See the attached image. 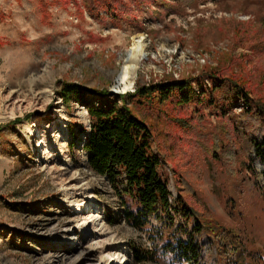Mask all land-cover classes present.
<instances>
[{
    "label": "rangeland",
    "instance_id": "374dc122",
    "mask_svg": "<svg viewBox=\"0 0 264 264\" xmlns=\"http://www.w3.org/2000/svg\"><path fill=\"white\" fill-rule=\"evenodd\" d=\"M175 5L165 10L151 4L152 13L144 11L129 24L116 23L103 9L91 13L83 0H0V264H189L161 248L170 240L164 221L152 217L143 229L126 222L108 180L88 164L87 107L62 96L65 83L79 84L87 101L99 106L104 99L93 89L115 96L191 78L199 91L216 84L210 71L254 82L264 76V61L238 44L241 35L264 28V0ZM139 34L146 56L134 70L133 87L122 91L119 77ZM242 108L238 103L235 110ZM153 123V151L172 203L179 178L190 185L205 226L215 230L210 237L221 234L215 244L237 246L232 263L264 264V200L242 167L244 157L226 164L225 157L194 148L189 137L164 142L165 121ZM217 123L210 115L209 136L218 132ZM172 213L173 229H191L181 212ZM175 234L185 239L182 231ZM134 251L149 252V258L136 262ZM117 254L123 263L113 262ZM226 259L209 255L204 261Z\"/></svg>",
    "mask_w": 264,
    "mask_h": 264
},
{
    "label": "trees",
    "instance_id": "16d2710c",
    "mask_svg": "<svg viewBox=\"0 0 264 264\" xmlns=\"http://www.w3.org/2000/svg\"><path fill=\"white\" fill-rule=\"evenodd\" d=\"M193 2L197 0H83L91 13L103 9L116 23L129 24L136 23L144 11L152 13L151 4L173 10L175 4ZM239 40L238 44L249 47L250 58L264 61V28L243 34ZM207 75L216 84L199 91L191 78L139 85L134 92L115 96L109 90L93 89L104 99L99 106L87 101L79 84L65 83L62 96L66 102L75 97L87 107L90 132L84 150L88 164L108 180L125 208L127 223L143 229L152 217L164 221L170 240L161 248L177 262L207 264L206 256L221 255L227 257L226 264H238L229 258L233 251L237 252V246L215 244L214 239H220L221 234L215 233L214 239L210 237L215 230L205 226L192 200L190 185L179 178L176 206L172 203L168 183L159 172L161 158L153 151V143L157 141L153 122L163 119L164 142L189 137L194 148L204 149L213 158L225 157L226 164H236L243 156L242 167L264 200V76L254 82L250 76L227 70L210 71ZM238 103L243 104L240 111L235 110ZM210 115L218 122L214 136L206 132ZM172 212H181L192 222L191 229H173ZM179 231L185 239L176 238ZM147 253L134 251L136 262L148 259Z\"/></svg>",
    "mask_w": 264,
    "mask_h": 264
},
{
    "label": "bare ground",
    "instance_id": "6f19581e",
    "mask_svg": "<svg viewBox=\"0 0 264 264\" xmlns=\"http://www.w3.org/2000/svg\"><path fill=\"white\" fill-rule=\"evenodd\" d=\"M146 45L144 44V38L141 34L136 35L133 37L132 45L130 48L129 56L127 57V61L125 62L123 66V72L121 74V81L123 82V90L127 91L133 87V79L132 75L134 74V70L138 67L140 62L145 59L146 56ZM30 83L36 82L35 76H30ZM29 81V80H28ZM51 129L49 128L40 138H42V141H45L50 133ZM113 262H120L123 263L124 260L122 259V256L120 254H117V256H114Z\"/></svg>",
    "mask_w": 264,
    "mask_h": 264
},
{
    "label": "water",
    "instance_id": "95a60500",
    "mask_svg": "<svg viewBox=\"0 0 264 264\" xmlns=\"http://www.w3.org/2000/svg\"><path fill=\"white\" fill-rule=\"evenodd\" d=\"M120 77H121V75H120ZM120 77H119V78H120ZM120 84H123V82L121 81V79H120Z\"/></svg>",
    "mask_w": 264,
    "mask_h": 264
}]
</instances>
